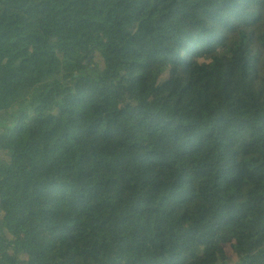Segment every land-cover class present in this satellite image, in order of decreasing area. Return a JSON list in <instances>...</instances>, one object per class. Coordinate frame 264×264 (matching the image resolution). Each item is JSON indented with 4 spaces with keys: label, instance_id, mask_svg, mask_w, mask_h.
<instances>
[{
    "label": "trees",
    "instance_id": "trees-1",
    "mask_svg": "<svg viewBox=\"0 0 264 264\" xmlns=\"http://www.w3.org/2000/svg\"><path fill=\"white\" fill-rule=\"evenodd\" d=\"M0 264H264V0H0Z\"/></svg>",
    "mask_w": 264,
    "mask_h": 264
}]
</instances>
